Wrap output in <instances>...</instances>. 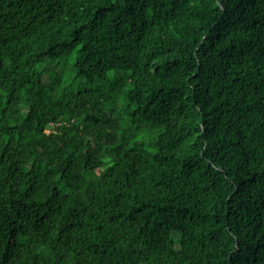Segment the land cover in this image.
Segmentation results:
<instances>
[{
	"label": "trees",
	"instance_id": "16d2710c",
	"mask_svg": "<svg viewBox=\"0 0 264 264\" xmlns=\"http://www.w3.org/2000/svg\"><path fill=\"white\" fill-rule=\"evenodd\" d=\"M0 264H264V0H0Z\"/></svg>",
	"mask_w": 264,
	"mask_h": 264
},
{
	"label": "clouds",
	"instance_id": "9594fccd",
	"mask_svg": "<svg viewBox=\"0 0 264 264\" xmlns=\"http://www.w3.org/2000/svg\"><path fill=\"white\" fill-rule=\"evenodd\" d=\"M51 129H52V128H47V131L50 132ZM5 235H6V234H5ZM6 236H7V235H6ZM10 238H11V237H10ZM11 239H12V240H13V239H16V237H13V238H11Z\"/></svg>",
	"mask_w": 264,
	"mask_h": 264
}]
</instances>
